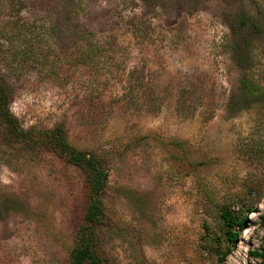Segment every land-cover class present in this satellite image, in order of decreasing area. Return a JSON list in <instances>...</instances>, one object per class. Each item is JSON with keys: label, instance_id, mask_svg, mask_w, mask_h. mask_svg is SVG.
I'll list each match as a JSON object with an SVG mask.
<instances>
[{"label": "rangeland", "instance_id": "374dc122", "mask_svg": "<svg viewBox=\"0 0 264 264\" xmlns=\"http://www.w3.org/2000/svg\"><path fill=\"white\" fill-rule=\"evenodd\" d=\"M0 82V264H67L83 173L53 129L103 161L110 264H258L264 0H0ZM222 208L244 225L219 262Z\"/></svg>", "mask_w": 264, "mask_h": 264}, {"label": "trees", "instance_id": "16d2710c", "mask_svg": "<svg viewBox=\"0 0 264 264\" xmlns=\"http://www.w3.org/2000/svg\"><path fill=\"white\" fill-rule=\"evenodd\" d=\"M247 25H249V30L257 32L260 29L259 26L249 23V21H242V27H247ZM99 45L98 41L89 43V47L97 48L96 50L101 52ZM94 54H97L95 50ZM92 57H88L89 59L83 63L91 62ZM238 63L241 64V59L238 60ZM241 87L243 91H246L251 96L259 94L260 91L256 84H252L245 77L241 79ZM8 101L7 91L0 82V118L8 125L11 131L19 136L20 134L17 133L14 125L15 120L8 110ZM43 138L44 145L51 152L76 166L83 173L82 207L75 229L74 245L68 256L67 264H110L103 256V251L96 239V232L101 224L104 212L101 194L107 181V171L104 168L102 159L94 153L77 150L70 146L56 129L47 132ZM219 218L221 221L219 234L225 239L227 244L225 253L218 248H214L220 262L230 252V248L233 247L238 233L243 228L244 218L229 208H222L219 212ZM251 256L259 260L258 264H264V248L261 251L251 253Z\"/></svg>", "mask_w": 264, "mask_h": 264}]
</instances>
